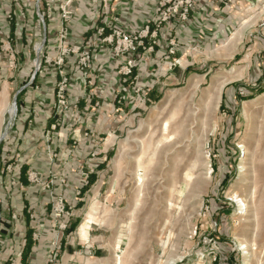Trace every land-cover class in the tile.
<instances>
[{"label": "rangeland", "instance_id": "rangeland-1", "mask_svg": "<svg viewBox=\"0 0 264 264\" xmlns=\"http://www.w3.org/2000/svg\"><path fill=\"white\" fill-rule=\"evenodd\" d=\"M181 1L158 0L154 23L164 12L166 22L174 17L187 22L202 0ZM212 1L219 7L216 37L209 36L205 22L199 48L188 59V77L168 79L147 102L115 146L101 187L86 194L89 171L86 183L72 190L69 169L45 172L26 166L16 151L1 154L18 115L11 92L0 135V264H21L25 223L32 220L28 264H59L63 245H76L80 238L74 230L87 219L93 227L87 243L96 247L88 254L90 264H264V0L204 3ZM35 2L41 10L45 0ZM175 43L177 48L176 38ZM35 49L38 69L48 53L39 41ZM0 53L6 54V66H17L13 40H6ZM78 64L82 69L79 59ZM68 99L60 108L56 99L54 107L63 122L76 109ZM13 103L16 113L10 115ZM29 186L49 200L30 203ZM95 194L100 203L88 212ZM82 201L87 204L76 211ZM108 244L117 250H103Z\"/></svg>", "mask_w": 264, "mask_h": 264}, {"label": "crops", "instance_id": "crops-1", "mask_svg": "<svg viewBox=\"0 0 264 264\" xmlns=\"http://www.w3.org/2000/svg\"><path fill=\"white\" fill-rule=\"evenodd\" d=\"M157 1L45 0L41 6V12L46 15L43 24L35 0H0V46L10 38L18 51L16 67L6 66L3 59L6 54L0 53V135L5 128L6 105L11 92H14V98L19 96L18 115L13 118L9 144H2L1 154L16 151L23 156L26 166L45 172L69 169L68 187L72 186V190L86 183L83 172L89 171L91 184L84 194L101 187L102 174L128 126L148 107L147 102L164 89L168 79L183 81L188 77L192 64L188 59L193 54L192 49L199 48L205 22L210 24L209 36L216 37L219 7L216 1L205 4L202 0L187 22L181 23L174 17L164 23L152 50L140 48L137 53H131L130 56L137 60L135 79L123 76L119 69L128 55L116 54L114 45L105 42L97 29L106 25L110 32L112 19L127 30H135L147 22L154 26L158 15ZM64 4L72 10L69 41L81 49L90 47L92 58L85 70L79 68L80 53L68 56L61 66L44 62L37 69L36 62L40 57L35 45L38 41L49 55L55 57L57 54L60 31L64 26ZM173 37L179 44L171 53L170 39ZM146 42H150L148 38ZM60 69L71 77L69 95L76 107L64 122L54 115ZM30 188L25 194L30 203L45 204L49 200L50 195L46 192ZM91 198L88 212L100 203L96 194ZM85 202L78 205L76 211L87 204ZM32 222L25 223L26 232L30 227L34 228ZM88 222L89 219L82 221L74 230L80 238L76 245H63L59 264H90L88 254L96 247L87 243L93 228ZM117 248L118 245L108 244L103 250Z\"/></svg>", "mask_w": 264, "mask_h": 264}, {"label": "built area", "instance_id": "built-area-1", "mask_svg": "<svg viewBox=\"0 0 264 264\" xmlns=\"http://www.w3.org/2000/svg\"><path fill=\"white\" fill-rule=\"evenodd\" d=\"M184 1L186 0H182L181 2L184 3ZM39 2L40 0H37V3ZM37 10H38V15L41 21L45 23V15L39 9L38 4H37ZM186 12H187V8L184 7L183 12H182L183 18H186V14H187ZM71 15H72V10L70 9V7L65 4L62 5V18L64 20V24H63L64 26L62 27L60 31L61 42L58 45L56 56L51 57L49 54H46L44 56V61L45 62L53 61L57 65L61 66L62 64L65 63L67 56L71 52H77V53H80L79 61L83 66L82 68H85V67H88L89 65L88 62L91 58L90 47H84L81 49L79 46L69 41L68 24L71 19ZM167 19H168V15L167 13L164 12L162 19H160L158 23L155 22L154 26L150 22H147L144 25H142L140 28H137L135 30H127L123 28L122 26H120L116 22L115 19H112V21L109 23L110 32H108L107 34L105 33L106 28H107L106 25H102L98 27L97 32L99 35L103 37V40L105 42L114 45V50L116 54L123 55L128 52L127 55H130L129 53H135V51L139 49L140 47H142L143 49L152 50L158 40L159 31L161 29V23L162 22L165 23ZM147 38L150 41L148 45H146ZM176 45L177 43H175V38H171L170 39V49H169L171 53L175 52ZM136 65H137L136 58L133 56H127L123 65L119 69V73L125 77L130 78L131 80H134L136 76V73H135ZM40 66H41V63L38 64V69L40 68ZM68 80L69 78H68L67 73L63 69H60V78L58 79L57 84H56V89H57L56 99H57L58 108L63 107L67 105L68 103V100H69L68 97L70 96L68 92V84H67ZM83 175L84 177L88 176V174L85 171L83 172ZM59 198L60 200H62V197H59ZM65 225H66L65 223L60 225V228L65 227ZM55 248L59 250L58 247H55ZM54 255H56V253Z\"/></svg>", "mask_w": 264, "mask_h": 264}, {"label": "trees", "instance_id": "trees-1", "mask_svg": "<svg viewBox=\"0 0 264 264\" xmlns=\"http://www.w3.org/2000/svg\"><path fill=\"white\" fill-rule=\"evenodd\" d=\"M262 91H263L262 89H259V90H257V93H261ZM255 94L252 93V94L248 95L246 98H251V97L255 96ZM17 103H19V96L17 97ZM25 167L26 166L23 165L22 170H25L26 169ZM27 203H28V201L25 202L26 208L28 207ZM27 223L29 225L30 222L27 221ZM25 242L26 243L24 245V249H23L22 254H21V264H28L29 263L30 251H31V246H32V235H31V229L30 228L27 230Z\"/></svg>", "mask_w": 264, "mask_h": 264}, {"label": "bare ground", "instance_id": "bare-ground-1", "mask_svg": "<svg viewBox=\"0 0 264 264\" xmlns=\"http://www.w3.org/2000/svg\"><path fill=\"white\" fill-rule=\"evenodd\" d=\"M215 83H217V82H215ZM213 87V86H212ZM209 90H212V89H209ZM212 93V92H211ZM209 95H210V93H209ZM213 95V94H212ZM9 112H10V115H14L15 113H16V105H15V103H13L12 105H11V107H10V110H9ZM7 129V128H6ZM243 169V168H242ZM203 181V179L201 178H199V179H197V183H200V182H202Z\"/></svg>", "mask_w": 264, "mask_h": 264}, {"label": "water", "instance_id": "water-1", "mask_svg": "<svg viewBox=\"0 0 264 264\" xmlns=\"http://www.w3.org/2000/svg\"><path fill=\"white\" fill-rule=\"evenodd\" d=\"M1 140V139H0Z\"/></svg>", "mask_w": 264, "mask_h": 264}]
</instances>
